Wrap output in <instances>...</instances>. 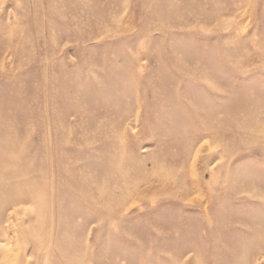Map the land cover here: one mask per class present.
Returning <instances> with one entry per match:
<instances>
[{
	"label": "rangeland",
	"instance_id": "rangeland-1",
	"mask_svg": "<svg viewBox=\"0 0 264 264\" xmlns=\"http://www.w3.org/2000/svg\"><path fill=\"white\" fill-rule=\"evenodd\" d=\"M0 264H264V0H0Z\"/></svg>",
	"mask_w": 264,
	"mask_h": 264
}]
</instances>
